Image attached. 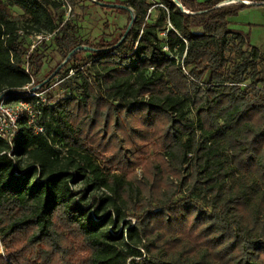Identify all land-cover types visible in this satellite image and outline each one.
Returning <instances> with one entry per match:
<instances>
[{
	"label": "trees",
	"instance_id": "obj_1",
	"mask_svg": "<svg viewBox=\"0 0 264 264\" xmlns=\"http://www.w3.org/2000/svg\"><path fill=\"white\" fill-rule=\"evenodd\" d=\"M222 1L180 0L188 13L115 0L136 20L114 47L124 34L95 45L58 21L64 0H10L29 31L55 32L64 60L89 46L99 70L77 71L78 94L41 103L45 133L25 118L13 146L0 138V264H264V52L230 28L247 5ZM22 29L0 4V94L37 106L22 92L46 54L39 45L27 60Z\"/></svg>",
	"mask_w": 264,
	"mask_h": 264
},
{
	"label": "rangeland",
	"instance_id": "obj_2",
	"mask_svg": "<svg viewBox=\"0 0 264 264\" xmlns=\"http://www.w3.org/2000/svg\"><path fill=\"white\" fill-rule=\"evenodd\" d=\"M67 1L71 6V11L69 10L67 3L64 6L62 5L55 11L58 16V21L71 20L77 24V32L80 38L88 40L91 44L100 45L102 42L110 43L119 39L125 34L127 26H130L132 22L131 15L122 13L115 7L112 9L103 8L96 4L94 0ZM101 1L112 3L115 0ZM0 4L8 6L10 17L17 20L21 28H23L22 30L25 32L23 34H26L23 36H25L27 43L28 40L31 42V35L35 31H29L28 28L25 27L27 21L23 10L18 5L10 2V0H0ZM227 4L233 3L229 2ZM150 14L149 20H155L160 13L156 8H153ZM229 19L231 29L242 32L248 37L251 44L258 46L264 51V5L245 7L240 10L238 14L231 16ZM133 26L134 23H132L131 27ZM193 30L201 32L202 28H194ZM159 32L161 38H166L167 30H160ZM44 34H47V32L44 31ZM39 45H42L41 47L44 49L46 56L41 70L35 75V80L44 79V83L41 85L40 90L42 91L41 96L45 98L46 103L53 104L56 100L65 97L70 93L78 94L75 89L81 82L80 77H78V70L84 71L87 75L96 74L99 70V65L94 64L91 59L93 53L89 49L84 52L78 50L76 51L77 53L75 52L72 56H69L64 60V53L56 46L53 39L49 41L44 40ZM231 59L232 62H241L243 57L240 53L236 52L231 55ZM87 68L90 69L91 73L86 71ZM261 68L264 69V64L261 65ZM188 69L190 70L189 67ZM189 116L194 120L197 118V111L193 107L189 108ZM55 148L59 151L60 157L68 155L67 151L69 147L56 143ZM75 158L79 157L75 155ZM95 159L100 163H103V160L100 157L97 156ZM137 173L142 177L141 167L137 169ZM73 187L77 191L83 192L85 181L78 179ZM96 194H99V192L92 189L88 190L86 193V199L89 200L90 204ZM128 219L134 218L130 217ZM125 226L126 224L122 222L121 228H125ZM110 229H112V227ZM0 252L3 254L5 252L3 244L0 245Z\"/></svg>",
	"mask_w": 264,
	"mask_h": 264
},
{
	"label": "built area",
	"instance_id": "obj_3",
	"mask_svg": "<svg viewBox=\"0 0 264 264\" xmlns=\"http://www.w3.org/2000/svg\"><path fill=\"white\" fill-rule=\"evenodd\" d=\"M65 4L67 3L69 6V10L71 11V6L67 0H64ZM95 1V0H94ZM245 1V0H243ZM224 2L217 4V7L223 5ZM162 5V4H161ZM150 9L149 12H151ZM69 14V12H68ZM22 32V31H21ZM54 33H35L32 34V40L30 42L29 51L27 54V60H29V56L32 52L36 50L40 43L44 40H51L54 37ZM164 49L168 50V45H164ZM183 71L185 74L192 79L190 75L189 69L186 66H183ZM25 70L30 72V65L29 61H27L25 65ZM41 84H36L35 80L28 85L24 86L22 93H27V95L34 98L37 103V106L34 105L32 100H28L25 98H17L9 100V95L7 94L1 101H0V138L9 142L12 146L14 145V141L17 138L20 128H21V121L26 118L27 123L30 126L34 127V130L37 133H45L46 129L45 126L39 124L37 122L38 118L42 115V108H40L41 103H45L46 100L42 97L41 93ZM40 90V91H39ZM12 155L11 152H9Z\"/></svg>",
	"mask_w": 264,
	"mask_h": 264
},
{
	"label": "water",
	"instance_id": "obj_4",
	"mask_svg": "<svg viewBox=\"0 0 264 264\" xmlns=\"http://www.w3.org/2000/svg\"><path fill=\"white\" fill-rule=\"evenodd\" d=\"M176 2V4L182 8L185 12H188V13H193V12H190L189 10H187L183 4L180 2V0H174ZM102 5H107V3H104L102 2L101 3ZM108 5H111L112 7H120V6H125V5H119V4H114V3H110ZM126 7V6H125ZM127 8L131 11V17H132V22L129 26V28L127 29V31L125 32V34L123 35V37L119 40V42L114 46V47H118L122 42L123 40L126 38L131 26H132V23H134V20H136V14L134 12V10L131 8V7H128ZM82 48H85V49H89L90 47L89 46H79L77 47L74 51L71 52L70 56H72L76 51L78 50H81ZM43 85V83L41 84ZM8 94V92H3L2 94H0V101Z\"/></svg>",
	"mask_w": 264,
	"mask_h": 264
},
{
	"label": "crops",
	"instance_id": "obj_5",
	"mask_svg": "<svg viewBox=\"0 0 264 264\" xmlns=\"http://www.w3.org/2000/svg\"><path fill=\"white\" fill-rule=\"evenodd\" d=\"M200 2H203V1H206V0H198ZM222 2H225V4L229 3V2H232L233 4H236V3H239V2H242L244 4L247 5V7L249 6H261V5H264V0H223ZM235 2V3H234ZM221 3V2H220ZM249 40V39H248ZM250 42V41H249ZM253 45V44H252ZM256 46V45H255ZM258 47V46H257ZM259 48V47H258ZM264 52V51H263Z\"/></svg>",
	"mask_w": 264,
	"mask_h": 264
},
{
	"label": "bare ground",
	"instance_id": "obj_6",
	"mask_svg": "<svg viewBox=\"0 0 264 264\" xmlns=\"http://www.w3.org/2000/svg\"><path fill=\"white\" fill-rule=\"evenodd\" d=\"M225 4V3H224Z\"/></svg>",
	"mask_w": 264,
	"mask_h": 264
}]
</instances>
